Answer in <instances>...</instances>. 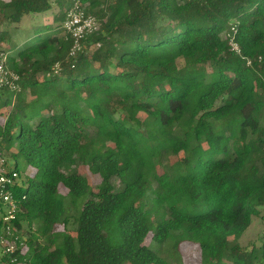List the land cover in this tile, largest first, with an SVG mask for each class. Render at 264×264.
Wrapping results in <instances>:
<instances>
[{
	"label": "trees",
	"instance_id": "obj_1",
	"mask_svg": "<svg viewBox=\"0 0 264 264\" xmlns=\"http://www.w3.org/2000/svg\"><path fill=\"white\" fill-rule=\"evenodd\" d=\"M52 3L60 24L0 33V157L26 177L0 264H184L185 242L264 264L239 243L264 210V0H0V24ZM74 4L98 28L71 57Z\"/></svg>",
	"mask_w": 264,
	"mask_h": 264
},
{
	"label": "built area",
	"instance_id": "obj_2",
	"mask_svg": "<svg viewBox=\"0 0 264 264\" xmlns=\"http://www.w3.org/2000/svg\"><path fill=\"white\" fill-rule=\"evenodd\" d=\"M62 27L72 41L69 56L73 57L81 50V41L98 28V21L94 15L86 14L77 4H74L66 11ZM230 45L233 50L238 52L237 44L232 39L230 40ZM7 57L6 52L0 51V90L5 87L14 89L17 86L18 76L8 70ZM59 69V65L55 64L53 67L54 73H57ZM5 162L6 159L0 157V216L5 227L3 234L0 235V244L3 245L7 241L3 245V252L7 254L15 251L17 239L16 236L13 237L12 232V230H15L12 221L16 218L15 212L17 210V203L13 197L12 189L21 185L24 178H20L22 175L8 169ZM19 245L21 247L24 246L23 242H19Z\"/></svg>",
	"mask_w": 264,
	"mask_h": 264
},
{
	"label": "rangeland",
	"instance_id": "obj_3",
	"mask_svg": "<svg viewBox=\"0 0 264 264\" xmlns=\"http://www.w3.org/2000/svg\"><path fill=\"white\" fill-rule=\"evenodd\" d=\"M52 4L53 5L50 10L40 14L25 15L21 19V21L16 24L1 23L0 33L4 31L7 32L8 37L6 39H10L9 44L15 45L21 43L36 28H43L46 24L51 26L60 24L61 22L54 18V15L59 14L58 7L55 3ZM3 48L7 52V47H5V45L3 46ZM83 173L87 174V171H83ZM30 175L32 177L36 176L34 174ZM88 177L94 187V190H96V182L94 181V178L90 175H88ZM20 178L26 179L24 174H22ZM260 212L261 213L259 215L252 217L250 225L239 238V243L244 248L249 249L252 246L256 247L260 245L261 242L264 240V217H261L262 214H264V210H261ZM59 229H62V227H59ZM68 229L69 231H72L74 229V225L72 223L69 224ZM24 237L26 238L25 235H23L22 238ZM150 238L151 234L148 235L146 242H149ZM5 242L3 243V245H5ZM3 245L0 244V257L4 254ZM180 254L181 260L184 264H197L200 260L197 246L190 242H185L180 245Z\"/></svg>",
	"mask_w": 264,
	"mask_h": 264
}]
</instances>
